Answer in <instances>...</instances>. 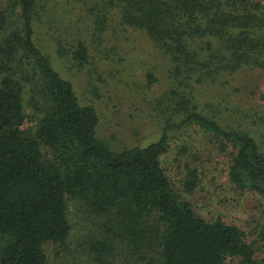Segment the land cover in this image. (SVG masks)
I'll use <instances>...</instances> for the list:
<instances>
[{
	"label": "trees",
	"instance_id": "obj_1",
	"mask_svg": "<svg viewBox=\"0 0 264 264\" xmlns=\"http://www.w3.org/2000/svg\"><path fill=\"white\" fill-rule=\"evenodd\" d=\"M121 23L167 51L191 90L251 66L264 70V4L259 0H110ZM0 13V264H47L45 247L71 235L68 199L95 219V264H264L237 226L208 222L174 190L162 167L168 130L146 147L113 150L98 137L100 118L37 45L41 0H7ZM76 60H89L79 42ZM40 114L26 120L24 86ZM192 93L173 91L170 107L231 143V179L264 197V153L248 133L228 131L198 111ZM43 149L47 151L44 153Z\"/></svg>",
	"mask_w": 264,
	"mask_h": 264
},
{
	"label": "rangeland",
	"instance_id": "obj_2",
	"mask_svg": "<svg viewBox=\"0 0 264 264\" xmlns=\"http://www.w3.org/2000/svg\"><path fill=\"white\" fill-rule=\"evenodd\" d=\"M7 7L0 0V13ZM35 40L73 84L81 104L97 110L98 137L113 150L149 146L171 127L161 163L174 190L206 221L237 226L264 263V197L232 181L237 149L196 124H183L170 107L173 91L192 93L199 112L225 130L250 134L264 153V70L246 66L189 91L169 53L145 32L122 25L110 0H41ZM79 42L88 49L85 64L76 60ZM23 101L22 129L32 134L40 114L30 85L24 86ZM68 206L71 235L63 245L45 247L47 264H95L90 251L95 219L74 200Z\"/></svg>",
	"mask_w": 264,
	"mask_h": 264
}]
</instances>
